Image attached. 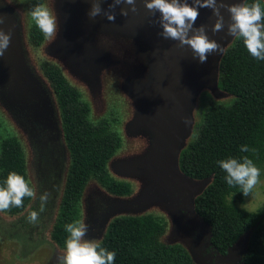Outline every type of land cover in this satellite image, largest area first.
<instances>
[{"label":"rangeland","instance_id":"obj_1","mask_svg":"<svg viewBox=\"0 0 264 264\" xmlns=\"http://www.w3.org/2000/svg\"><path fill=\"white\" fill-rule=\"evenodd\" d=\"M113 2L100 0L101 15L90 19L92 0H0V31L11 34L0 57V144L7 136L19 141L35 193L23 211L0 212L2 244L15 253L14 264H59L66 250L52 238L69 159L57 99L42 73L51 63L88 105V120L106 125L120 139L103 171L128 191L111 192L96 175L87 179L72 221L88 225L82 239L98 242L114 217L153 215L163 225L160 242L182 245L197 264H243L249 234L219 256L210 245L209 227L193 211L207 182L185 178L178 169L180 151L197 134L201 94L214 102L230 100L217 88L222 53L200 63L190 47L160 35V15L149 12L145 0H136V12L123 3L110 9ZM243 2L216 0L223 18L219 32L212 31L219 19L213 9L200 8L194 29L203 26L209 40L225 50L235 38L228 35L233 20L227 8ZM38 4L55 12L52 39H45L30 16ZM109 11L114 22L103 15ZM259 169V183L237 203L252 213L264 206V164ZM45 193L49 199L40 211ZM32 211L38 213L36 223L28 220Z\"/></svg>","mask_w":264,"mask_h":264},{"label":"trees","instance_id":"obj_2","mask_svg":"<svg viewBox=\"0 0 264 264\" xmlns=\"http://www.w3.org/2000/svg\"><path fill=\"white\" fill-rule=\"evenodd\" d=\"M254 3L264 11L262 0H244L243 6ZM260 23L264 25V19ZM42 73L57 99L69 159L58 224L52 233L55 243L65 245L69 236L65 226L75 218L91 175L114 193L125 194L128 187L103 171L120 145L119 137L106 125H93L88 120V105L54 64H45ZM217 88L230 100L214 102L208 93L201 94L203 108L197 134L180 151L178 169L185 178L207 182L194 198L193 211L209 227L212 249L219 256H227L248 233L243 264H264V206L253 213L237 206L245 196L238 186L226 183V173L217 163L247 156L257 168L264 164V61L248 53L242 38L235 36L223 51L218 62ZM242 145L254 151L241 152ZM11 172L28 182L21 145L15 137L7 136L0 144V187H6ZM30 199L24 197L22 207L6 211L21 212ZM162 229V223L153 215L117 216L107 224L98 243L116 253L114 264H197L182 245L160 242Z\"/></svg>","mask_w":264,"mask_h":264},{"label":"clouds","instance_id":"obj_3","mask_svg":"<svg viewBox=\"0 0 264 264\" xmlns=\"http://www.w3.org/2000/svg\"><path fill=\"white\" fill-rule=\"evenodd\" d=\"M126 4L131 7L132 12H136V0H114L109 5L114 9L120 4ZM145 8L149 12H158L160 15V25L163 31L160 35L165 39L179 41L181 47L191 48L195 57H198L200 63L207 62V58L214 52L223 53L224 49L214 40H209L203 26L194 29V24L199 16L200 8H211L215 15L219 17V10L216 6V0H145ZM225 7V5H221ZM231 14L233 23L229 26L228 35L242 38L248 53L255 59L264 61V25L260 22L264 19V11L259 3L249 6H231L227 8ZM100 0H92V7L88 12L90 19H95L101 15ZM122 16H127L128 12L121 10ZM108 21H115L114 12H103ZM30 16L37 28L44 35L45 39H52L57 32V19L53 9L46 5L38 4L30 12ZM4 22L0 17V24ZM223 29V18L214 24L212 31L219 32ZM189 32L193 34L189 36ZM11 34L5 35L0 31V57L9 47ZM188 123L187 120L184 121ZM241 152L250 150L247 145H242ZM219 167L226 173L225 180L229 186H238L244 196L252 193L253 189L259 183L260 169L257 168L252 159L244 156L242 160L236 158H227L217 162ZM6 187H0V212L9 210L11 207H22L24 197H34L35 193L29 186L25 178L16 172H11L5 181ZM49 199V194L40 196L41 208L44 210V203ZM32 223L38 221V213L32 211L28 216ZM65 230L69 233L66 240V250L62 257H58L59 264H114L116 253L108 251L96 241H85L88 231V225L81 221H74L67 224Z\"/></svg>","mask_w":264,"mask_h":264},{"label":"flooded vegetation","instance_id":"obj_4","mask_svg":"<svg viewBox=\"0 0 264 264\" xmlns=\"http://www.w3.org/2000/svg\"><path fill=\"white\" fill-rule=\"evenodd\" d=\"M15 253L8 251L0 239V264H14Z\"/></svg>","mask_w":264,"mask_h":264}]
</instances>
